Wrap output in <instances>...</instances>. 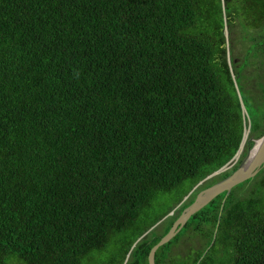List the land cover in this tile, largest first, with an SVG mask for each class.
Wrapping results in <instances>:
<instances>
[{
    "label": "trees",
    "instance_id": "16d2710c",
    "mask_svg": "<svg viewBox=\"0 0 264 264\" xmlns=\"http://www.w3.org/2000/svg\"><path fill=\"white\" fill-rule=\"evenodd\" d=\"M239 77L264 83V0H0V264H149L264 136L249 113L238 165L194 191L243 143ZM192 227L207 246L156 264H264V172Z\"/></svg>",
    "mask_w": 264,
    "mask_h": 264
},
{
    "label": "water",
    "instance_id": "95a60500",
    "mask_svg": "<svg viewBox=\"0 0 264 264\" xmlns=\"http://www.w3.org/2000/svg\"><path fill=\"white\" fill-rule=\"evenodd\" d=\"M228 33V32H227ZM226 33V35H227ZM244 113H247L244 105H243ZM246 135V134H245ZM264 140V138L262 139ZM246 138L244 137V141L242 143L241 149L238 152L237 156L231 163H237L240 159V156L244 152V148L246 145ZM255 149L248 154L243 163L239 166V168L227 179L217 183L214 186H211L203 191H201L194 203L191 204L188 208L184 210L182 215L177 219L174 223L173 227L169 231V233L156 245L152 248L149 254V264H156V254L157 252L167 244H169L187 225L190 219L211 204L215 199H217L220 195L228 192L230 193L233 188L243 184L244 182L249 181L250 179L255 178L260 170L264 167V146L258 152V154L254 155ZM228 166V165H227ZM226 166V167H227ZM224 167L222 170L214 173L206 180L199 183L196 188L202 186L205 182L215 178L216 176L225 172Z\"/></svg>",
    "mask_w": 264,
    "mask_h": 264
},
{
    "label": "rangeland",
    "instance_id": "374dc122",
    "mask_svg": "<svg viewBox=\"0 0 264 264\" xmlns=\"http://www.w3.org/2000/svg\"><path fill=\"white\" fill-rule=\"evenodd\" d=\"M234 38L236 40V36ZM230 41H231V38L230 37H229V39L227 38V43H228L227 44V56H228L229 63L230 64H233V61L234 62L242 61V58L246 54V52L243 51L242 47L239 48V51H237V52L239 53V52L242 51V53L240 54L241 57L238 58L240 56L239 55L237 57L238 58L237 60H233V59H235L233 57L234 54H235V49H234V46H233L234 45L233 44L234 41H232V42H230ZM250 71H252V69L249 70V72ZM249 72H246V74H248ZM239 85H240V87H239ZM239 85L236 83V88H237V91H238L239 96L242 97V98L244 96L246 98V100H247V104L245 105L244 99H242V103H243L246 111L248 112V110H249L248 113H250V115H252V116H253V113H255L256 115H258L261 111L264 110V83H258L257 84V90L256 91L251 90L250 89V86H247L245 88V91H243L242 77L241 78L239 77ZM246 138H247V136H246ZM237 165L238 164H235V163L228 164V166L225 168L226 169L225 172H227L228 170H231V169L233 170V168H235ZM263 172H264V170L260 173V175L258 174L259 176H256L255 178L251 179L252 182L257 181V179H259L260 177H262ZM163 202H165L167 204H171V206H173V202H171V200H169V199H164ZM179 207L180 206H177L176 210ZM176 210L173 211L172 214H174L176 212ZM170 218H173V216H171V213L162 222H165L166 223V221H167L166 219L169 220ZM162 222H160V224ZM181 232H180L181 234L179 233L171 241V242H173V244H172V247L170 248V251L168 253L170 256L176 254L177 257H183V256H187L188 253H190V252H191L192 255H195L196 253H194V252L197 251V249H202L203 250L204 247L207 246V240L206 239H201V237H199L198 235H193L194 234V227H192L191 229H184ZM192 248H194V249L191 250ZM129 258L127 259V261L129 260Z\"/></svg>",
    "mask_w": 264,
    "mask_h": 264
},
{
    "label": "clouds",
    "instance_id": "9594fccd",
    "mask_svg": "<svg viewBox=\"0 0 264 264\" xmlns=\"http://www.w3.org/2000/svg\"><path fill=\"white\" fill-rule=\"evenodd\" d=\"M227 32H228V33H227ZM226 33H227L226 36H227V38L229 39V31H228V29H226ZM239 97H240V96H239ZM240 101H241L242 109H243L242 97H240ZM243 114H244V119H245V121H246V123H247V125H248V127H247V129H246V132H245V134H247V132H248V137L246 138V135H245L244 137L246 138V141L248 142L249 136H250V134H251V129H252V121H251V119L249 118V115H248L249 113H248V112H247V113H244V110H243ZM263 138H264V136H263L262 138H260L259 140L256 141L254 148H253L249 153H251V152L256 148L257 142L260 141V140H262ZM243 141H244V139H243ZM247 142H246V144H247ZM241 146H242V145H241ZM245 146H246V145H245ZM240 149H241V148H240ZM244 150H245V148H244ZM239 151H240V150H239ZM249 153H248V154H249ZM237 154H238V153H237ZM243 154H244V152L242 153V155L240 156V159L238 160V162H237L236 164H238L239 161L242 159ZM236 156H237V155H236ZM236 156H235V157H236ZM247 156H248V155H247ZM234 159H235V158H234ZM234 159H233V160H234ZM233 160H232V161H233ZM244 160H245V159H244ZM232 161H231V162H232ZM231 162H230V163H231ZM230 163H229V164H230ZM242 163H243V162H242ZM242 163H241V164H242ZM241 164H240V165H241ZM195 189H196V188H195ZM195 189H194V190H195ZM196 190H197V189H196ZM185 200H187V199H185ZM185 200H184V201H185ZM215 200H216V199H215ZM182 204H183V203H181L179 206L181 207ZM180 207H179V208H180ZM179 208H178V209H179ZM178 209H177V210L175 209L176 212L178 211ZM175 210H174V211H175ZM172 212H173V211H172ZM172 212H171V216H174V215L176 214V212H175L174 214H172ZM181 214H182V213H181ZM180 216H181V215H180ZM165 218H167V217H165ZM165 218H164V219H165ZM164 219H163V220H164ZM178 219H179V218H178ZM163 220H161L160 222H162ZM176 221H177V220H176ZM176 221H175V222H176ZM160 222H159L156 226H158V225L160 224ZM129 257H130V255L128 256V258H129Z\"/></svg>",
    "mask_w": 264,
    "mask_h": 264
},
{
    "label": "bare ground",
    "instance_id": "6f19581e",
    "mask_svg": "<svg viewBox=\"0 0 264 264\" xmlns=\"http://www.w3.org/2000/svg\"><path fill=\"white\" fill-rule=\"evenodd\" d=\"M246 136L248 137V132L246 134ZM264 146V140H260L257 142L255 151H254V155L258 154V152L261 150V148Z\"/></svg>",
    "mask_w": 264,
    "mask_h": 264
},
{
    "label": "flooded vegetation",
    "instance_id": "af4514ba",
    "mask_svg": "<svg viewBox=\"0 0 264 264\" xmlns=\"http://www.w3.org/2000/svg\"><path fill=\"white\" fill-rule=\"evenodd\" d=\"M96 260H98V261H99V259H96Z\"/></svg>",
    "mask_w": 264,
    "mask_h": 264
}]
</instances>
